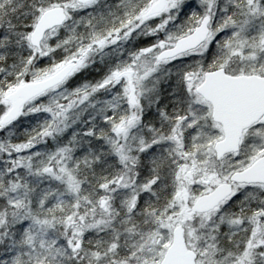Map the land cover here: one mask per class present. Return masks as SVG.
I'll list each match as a JSON object with an SVG mask.
<instances>
[{
	"label": "snow or ice",
	"instance_id": "1",
	"mask_svg": "<svg viewBox=\"0 0 264 264\" xmlns=\"http://www.w3.org/2000/svg\"><path fill=\"white\" fill-rule=\"evenodd\" d=\"M0 264H264V0H0Z\"/></svg>",
	"mask_w": 264,
	"mask_h": 264
}]
</instances>
